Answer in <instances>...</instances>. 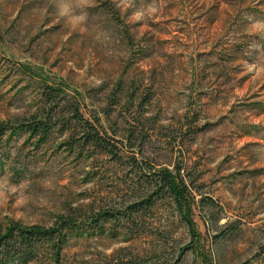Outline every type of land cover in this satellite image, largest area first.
I'll use <instances>...</instances> for the list:
<instances>
[{
  "label": "rangeland",
  "instance_id": "rangeland-1",
  "mask_svg": "<svg viewBox=\"0 0 264 264\" xmlns=\"http://www.w3.org/2000/svg\"><path fill=\"white\" fill-rule=\"evenodd\" d=\"M49 89L103 120L106 103L136 91L145 105L128 107L158 133L143 153L113 158L57 138L38 149L8 131L2 228L48 226L69 204L118 195L123 224L127 185L151 165H179L198 190L192 210L160 201L138 216L139 235L79 225L63 264H264V0H0V128L18 126Z\"/></svg>",
  "mask_w": 264,
  "mask_h": 264
},
{
  "label": "trees",
  "instance_id": "trees-1",
  "mask_svg": "<svg viewBox=\"0 0 264 264\" xmlns=\"http://www.w3.org/2000/svg\"><path fill=\"white\" fill-rule=\"evenodd\" d=\"M40 103L35 112L19 120L18 126L11 124L0 128V153L8 131H22L31 140L36 139L35 146L38 149L57 138L63 148L82 157L106 154L113 158L124 157L122 153L126 151L132 152L133 156L143 153L146 143L158 133L154 124L142 121L139 113L134 114L135 111L128 107H135L137 112L145 105L136 91H126L120 99L111 104L106 103L101 109L105 120L98 112L87 117L78 100L64 98L57 90L45 91ZM117 106L121 109L126 107V110H122L121 120L116 118L113 121L112 114ZM106 122L110 126L107 127ZM127 188L135 197L124 210L128 215L125 216L127 222L123 224H120L122 212L117 207L122 196L118 195L116 198L111 196L109 200L101 199L100 202L94 200L75 206L69 204L48 226H26L16 222L6 228L0 226V264H63V251L69 232L79 228V225L106 231L107 225L115 223L125 233L139 235L140 231L146 233V226L141 225L138 218L142 211L148 213L160 201L167 200L183 213L186 208L192 210L193 204L197 202L198 190L193 179L179 165L174 169L151 165L149 174L143 173ZM111 193L114 194V191ZM183 218L189 225L192 238L196 239L195 222L186 216Z\"/></svg>",
  "mask_w": 264,
  "mask_h": 264
}]
</instances>
